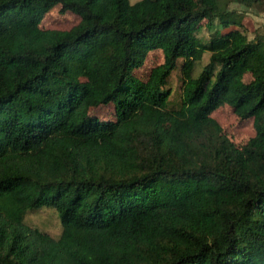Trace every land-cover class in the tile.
<instances>
[{"label":"trees","instance_id":"obj_1","mask_svg":"<svg viewBox=\"0 0 264 264\" xmlns=\"http://www.w3.org/2000/svg\"><path fill=\"white\" fill-rule=\"evenodd\" d=\"M195 1L0 0V264H264V32L243 24L264 0ZM56 6L79 22L40 28ZM41 208L57 239L25 224Z\"/></svg>","mask_w":264,"mask_h":264},{"label":"rangeland","instance_id":"obj_2","mask_svg":"<svg viewBox=\"0 0 264 264\" xmlns=\"http://www.w3.org/2000/svg\"><path fill=\"white\" fill-rule=\"evenodd\" d=\"M130 3H135L138 0H129ZM193 7L196 6V1L191 0ZM79 16L70 12H61L60 6H56L49 11L42 20L39 22V26L42 29L50 30H68L75 26L79 22ZM243 24L249 31L259 30L264 32V11L257 9L245 10L243 18ZM209 31L205 26V22L202 21L197 29L196 37L202 41L207 42L209 38ZM209 53L203 54L202 60L197 63L194 76H197L208 63ZM162 63V54L160 51H155L149 54L145 65L136 71V75L141 79L148 77L151 69ZM244 81L250 80V76L246 75ZM168 87L171 88L172 95L169 98L171 103L180 101L181 96V81L178 71L171 74L168 80ZM112 107H100L97 109H91L90 112L101 121H107L112 119ZM213 119L219 124L222 132L233 142L236 146L244 145L254 135L253 121L240 120L233 109L228 105H221L211 114ZM158 121L163 129H167L169 125V117L161 112L158 116ZM25 224L31 228H37L39 231L47 234L53 239H57L61 234V223L58 214L55 210L50 208H41L35 211L29 212L24 220Z\"/></svg>","mask_w":264,"mask_h":264}]
</instances>
